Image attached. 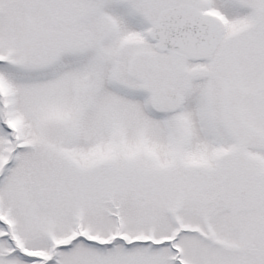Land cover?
I'll use <instances>...</instances> for the list:
<instances>
[{
  "label": "snow or ice",
  "instance_id": "snow-or-ice-1",
  "mask_svg": "<svg viewBox=\"0 0 264 264\" xmlns=\"http://www.w3.org/2000/svg\"><path fill=\"white\" fill-rule=\"evenodd\" d=\"M0 264H264V0H0Z\"/></svg>",
  "mask_w": 264,
  "mask_h": 264
}]
</instances>
